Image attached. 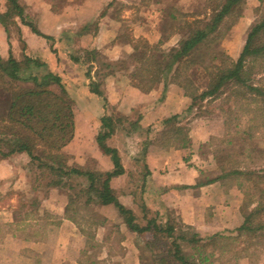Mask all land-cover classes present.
I'll list each match as a JSON object with an SVG mask.
<instances>
[{
  "label": "crops",
  "instance_id": "1",
  "mask_svg": "<svg viewBox=\"0 0 264 264\" xmlns=\"http://www.w3.org/2000/svg\"><path fill=\"white\" fill-rule=\"evenodd\" d=\"M19 1L24 19L47 37L33 32L18 16L6 23L7 30L0 22L1 62L9 52L17 59L27 55L59 77L72 100L74 122L72 138L61 151L71 154L73 166L105 175L114 168L113 154L105 150L112 149L123 171L111 176L109 185L125 207L135 212L140 201L157 222L175 220L185 232L203 239L223 236L225 228H233L237 236L243 223L238 203L234 222L224 216L228 194L234 190L226 187L225 178L202 179L201 165L193 163L195 139L200 143L217 135L201 114L211 97L203 89H190L171 80L173 69L166 78L159 69L151 87L142 90L132 78L136 66L114 64L142 48L140 39L150 47L169 44L176 48L175 34L168 30L157 33L166 23L168 8L155 5L160 17L149 31L146 24L144 32L143 21L128 19L132 6L122 0ZM246 4L229 33L245 36L249 27L264 17L247 18L250 9L254 12L264 0H246ZM114 7L117 12L113 13ZM5 9V0H0V12ZM241 44L235 53L226 50L227 54L236 57ZM98 55L104 61L100 65ZM93 85L99 93L91 91ZM195 107L201 112L191 115ZM99 134L104 136L97 140ZM28 162L25 151L0 156V182L13 187L29 184ZM14 201L10 196L6 206L0 203V264H145L141 245L147 232L130 230L120 218L116 244L120 251L112 248L111 231L103 232L106 228L102 226L99 251L89 255L92 245L86 239L94 231H86L67 214V200L62 195L39 199L41 207L50 212L49 221L43 210L29 205L16 215ZM99 209L107 222L120 216L113 203L99 204ZM256 257L251 261L243 253L238 264H264V250Z\"/></svg>",
  "mask_w": 264,
  "mask_h": 264
},
{
  "label": "trees",
  "instance_id": "2",
  "mask_svg": "<svg viewBox=\"0 0 264 264\" xmlns=\"http://www.w3.org/2000/svg\"><path fill=\"white\" fill-rule=\"evenodd\" d=\"M5 2L6 9L0 12V22L4 24L6 30L8 29L6 23L11 22L13 16H18L33 32L47 37L39 32L32 22L24 19L23 5L19 0H5ZM245 5L246 0H198L192 9L181 3H168L165 26L168 27L169 33L177 36V46L173 49L165 68L161 70V76L166 78L168 72L173 69L171 80L183 87L188 86L192 83L189 77L192 73H188L190 65L201 64L203 76L208 80L204 93L210 97L218 95L227 85L233 86L232 90L242 95H251L255 92L264 94V87L255 85L252 77L257 71L254 69L255 66L264 64V17L246 31L243 46L236 57L229 56L225 49L212 47L217 40L224 37L226 31L241 15ZM203 55L207 57L203 59ZM218 58L219 63H215ZM31 65L41 67V73L30 71L25 76L21 75V71L29 69ZM158 70V67L141 64L132 73L134 84L142 90H148L155 81ZM0 80L7 84L1 85L2 89L9 93L7 97L0 98L4 106V115L0 117L2 123H0V156L5 157L13 152L25 151L30 160L36 162L37 168L46 167L64 174L73 172L91 176L90 171L75 166L66 167L62 163L61 148L72 138L74 122L72 100L59 77L46 71L44 63L37 58L23 55L22 58L17 59L9 52L4 63L0 58ZM14 82H17V87ZM25 82H30V85H23L26 84ZM50 82L56 83L59 90L48 88ZM91 91L100 92L95 85L91 86ZM256 96L254 94L253 98L256 99ZM250 121L248 129L252 135L251 132L247 134L252 137L257 128L264 126L262 103L255 104ZM179 130L176 128L177 133ZM103 136L99 134L97 140ZM105 150L113 154L114 168L105 173L101 189L97 194L98 203H113L122 216L121 221L130 230L147 232L148 236L141 245L145 264H204L203 250L208 242H204L203 238L187 237L172 221L161 223L155 218L148 217L141 225L134 212L118 201L109 185V179L121 173L123 169L115 151L109 148ZM226 155L227 158L223 160L226 164L219 166L220 173L207 178L206 181L228 175L240 177L247 174L245 179L252 181V186L257 188L258 200L251 211H243V223L238 229V235L242 231L249 233L262 229L264 223L252 226L251 219L254 215L264 213V187L261 185L264 173L246 171L240 165L238 153L235 157L233 154ZM237 182L241 187L240 181ZM89 200L90 197L87 198V202ZM161 237H165L168 241L167 246L162 249L159 248L160 244L164 245Z\"/></svg>",
  "mask_w": 264,
  "mask_h": 264
},
{
  "label": "rangeland",
  "instance_id": "3",
  "mask_svg": "<svg viewBox=\"0 0 264 264\" xmlns=\"http://www.w3.org/2000/svg\"><path fill=\"white\" fill-rule=\"evenodd\" d=\"M122 1H125L127 6H132L131 9H128V19L131 21H134L135 19L143 21L145 29L144 32H146V24L148 25L149 31L152 28L151 25L156 24V21H158L160 17L153 7L156 5L158 7L167 8L168 3L173 0H158V3L156 4L154 3L155 0H139V2L136 4L134 0ZM197 1L198 0H175L174 2L181 3L183 6L193 9ZM135 5L137 7L136 11ZM245 7H247V4ZM254 8L255 11L252 12L253 9L251 8V11H249V16H247V18L250 20L251 18L254 20L260 19V17L264 14V4H259ZM114 12H117L116 7L113 8V13ZM165 25L166 23L164 24L163 28H160V31L158 27L157 33H166L168 27ZM228 30L226 31L224 37H222L221 40H217L216 43L212 45V47L215 49V46H217L219 49H225L227 51L230 50L231 52L235 53L238 50L240 43H244V40H242L244 34H233L229 33ZM137 31L135 32L136 34L138 33ZM139 43L141 44L142 48L138 49V51H136L133 56L129 55V57L123 58L121 61H117L114 64L116 66H122L126 64L132 66L134 65L136 68H138L141 64H146L155 68L158 67V69L161 70L164 69L170 55L173 52L171 45L165 44V47H150L149 45H145L147 42L143 41L142 39H140ZM84 56L86 57L88 55ZM205 57H207V55H203V59ZM101 61H103V58L98 55L97 63L100 65ZM203 63L205 65L207 64L205 61ZM215 63H219V58L215 60ZM263 67L264 64L261 66L256 65L254 69L257 71H255L254 75L252 76L254 78L253 81L255 85H260L262 87H264ZM41 70V67L31 65L29 69L22 70L21 75L25 76L30 71L41 73ZM188 73H192L189 75V77L192 79V83L189 84L187 88L189 87L191 89V87H194L196 89L197 87L198 89L204 90L208 80L207 78H204L205 76H203L204 71L202 70L201 64L190 65ZM25 83L26 84L23 83V85H30V82ZM14 84L15 87H17V82H14ZM1 85L3 86L7 84L0 80V98H5L9 93L3 90ZM47 87L56 91L59 90V86L54 82H50ZM232 87L233 86L227 85L218 95L212 96L211 100L205 103L206 106L204 109H201L203 112L199 110L197 111V107H195V109L191 112V115L192 113L196 115L197 113L200 114L201 112V114L204 115L203 118L208 119L206 125L208 124L211 129L217 132V135H209L207 138H203V142L200 143L199 139H195L194 146H192L194 158L193 163L195 162L198 165H201L202 179H207L220 173L219 166L222 165L224 163L223 160L227 158L226 154H233V157H235V154L238 153L240 165L246 171L253 170L259 173L262 171V173H264V126L262 128H257L254 136L252 137H249L247 134L248 132H251L248 129V125L251 123L250 119L252 117V111L257 102L264 105V94H257L255 92L254 94L257 96L256 99H254L253 93L251 95L238 94L232 90ZM3 115L4 106L0 102V117ZM187 122H185L186 125ZM228 139H230L229 142H227ZM62 154V163L66 167L73 166L71 154L69 152H62ZM27 165L28 172L26 175L29 184L13 187L12 185H7L5 181L0 182V203L3 206H6L8 198L12 196L15 199V210L18 212H16V215H20L25 205L26 208L29 205L28 208L40 209V211L43 210L42 215H45V218H48L47 220L49 221L51 218L50 212L43 208V206L41 207L39 199H46L53 194L62 195L64 200H67V209L69 210V213L67 214L72 216L73 219L77 220L86 231L89 229H93L94 231V234H89L86 239V241L92 245L89 255H93L99 251V239L103 237L101 236V233L107 230L111 231L109 240L112 244V248L115 249L116 252L120 251L116 246L119 235V230H117V221L120 220L119 218L122 216L120 215L117 218H113L111 221L107 222L103 216V212L99 209L97 194L99 189H101L102 181L105 178L103 173L99 171L96 172L94 170L90 171L88 169L86 171L92 172L91 176L87 174H75L73 172L70 174H64L59 170H50L46 167L37 168L36 162L31 161L30 158ZM229 165L231 166L232 164L230 163ZM246 176L248 175L245 174L240 177L228 175L223 177L225 178L227 184L226 187L232 188L234 190L233 193L229 192L227 197L228 202L225 206L227 211L224 213V216L229 218V221H235V213H237L235 206L237 203L239 205L238 210L242 219L243 211H251V209H253L257 204V188L252 186V181L245 179ZM237 181H240L241 187L238 186ZM261 185L264 187V179ZM88 197H90V200L87 202ZM249 200L251 201L249 202ZM246 202L249 204H246ZM136 206L137 207H135L136 210L134 214L136 215L137 221L141 225L145 223V218H154L153 213L142 206L140 201L136 203ZM70 210L72 211L73 215L74 213H77V215L75 214L73 216L70 214ZM32 216L36 217L34 214H32ZM172 223H174L175 227L183 231L187 237L195 236L194 233L191 234L187 230L186 233L182 228L183 226H181V224L175 220H172ZM263 223L264 213L254 215V217L251 219L252 226ZM102 226L106 228V230H103V232H101L100 228ZM120 233L123 236L124 233ZM235 235L236 233L233 232V228H225L223 231V236H213L210 238L206 237L204 242L208 243L203 250V257L205 258L204 264H238V258L243 253L248 254L251 261L253 258H255L253 259L254 261L257 260L256 256L258 253L264 250V227L249 233L242 231L239 236ZM147 236L148 235H146V237ZM161 241L162 243L164 241V245L162 246V244H160V249L166 247L168 244V241L165 237H161ZM113 249L112 252H114ZM143 259H145V256Z\"/></svg>",
  "mask_w": 264,
  "mask_h": 264
}]
</instances>
